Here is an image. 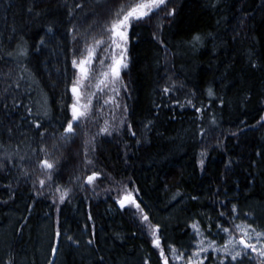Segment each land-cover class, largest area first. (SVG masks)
<instances>
[{"label": "trees", "instance_id": "trees-1", "mask_svg": "<svg viewBox=\"0 0 264 264\" xmlns=\"http://www.w3.org/2000/svg\"><path fill=\"white\" fill-rule=\"evenodd\" d=\"M133 2L0 0V227L16 217L10 264H38L47 215L63 264H135L142 251L159 258L149 223L163 245L175 218L200 213L227 226L232 205L264 202V0H169L136 22L116 90L97 91L110 60L94 61L81 100L95 92L92 112L62 139L72 60L93 37L106 39L111 14ZM45 158L55 162L51 180ZM124 188L149 221L120 207ZM175 222L171 234L181 237ZM84 227L93 241L87 257L62 241Z\"/></svg>", "mask_w": 264, "mask_h": 264}, {"label": "snow or ice", "instance_id": "snow-or-ice-1", "mask_svg": "<svg viewBox=\"0 0 264 264\" xmlns=\"http://www.w3.org/2000/svg\"><path fill=\"white\" fill-rule=\"evenodd\" d=\"M169 0H134L133 3L122 4L120 7L111 14L110 20L104 25V37H93V43L88 44L85 42L83 50H78L77 58L72 60L73 68H76L77 76L71 85L72 102L69 107L71 110V119L66 121V127L64 133L69 135H63L62 139L68 140L70 135H75L74 123L79 127V122L89 118L92 112L93 104L91 97L95 96V92L91 93V96L87 99L86 103H81L84 97L82 89L85 87H92L90 83V74L92 72V64L98 60L99 63L104 66L106 60H110V63L106 65L107 71H101L103 79L99 80L96 84L97 91L101 90V85L110 86L113 91L116 90V85L121 82V72L123 69L128 68L127 57H128V43H129V32L133 28L136 22L144 21L150 17L154 12L158 14L159 10H165ZM31 11V9H29ZM167 15H175V10L171 9L166 11ZM51 31V28H49ZM197 39H199L197 37ZM44 43L43 40L40 41ZM97 50H102L106 55L103 58H98ZM23 54V53H22ZM89 82V83H86ZM165 92L170 89L165 88ZM211 90H209V96H211ZM108 101H106L107 103ZM264 121V118H262ZM214 123V121H213ZM38 129L41 127L39 123L35 125ZM102 132L111 134L108 127L101 129ZM41 137L43 133H40ZM135 135V133H133ZM203 135V133H201ZM235 135V133H233ZM87 143V142H86ZM55 148L56 145H53ZM46 151V149H41ZM87 153H85V156ZM204 154L201 153V156ZM91 163V161H88ZM201 167H203V160L200 161ZM40 167L47 170V179H52V170L55 167V162H50L48 159H44ZM98 173L93 172L87 176L86 183L92 185L97 179ZM39 184L41 187L44 186L45 180L40 179ZM57 191L61 190L57 188ZM68 191L61 192L60 203L68 197ZM117 203L123 209L125 205L135 206L137 212L143 214V209L140 204L137 203L133 197V193L124 188L121 193H118ZM195 199V197H193ZM55 203V201H54ZM59 211V209H58ZM231 213H236L237 216H227V226L224 223L217 222L215 224L216 232L212 234L211 238L205 236L198 222H194L190 227L193 229V242L195 243L196 250L191 252L190 256L185 257L184 251H181L172 245H168V251L171 252L175 260H185V264H204V260L208 257L202 254L208 253L210 250L213 253H219L221 258L218 260V264H226L224 258H228V264H243L245 260L252 264L255 259L256 264H264V230H259L254 227L251 223L242 222L236 223L239 218L238 209L236 205H232ZM221 217H225L224 212H220ZM248 214L245 213V216ZM91 219V216H89ZM143 221H149V217L143 214ZM149 234L152 235L153 247L159 250V257L162 264H169V257L165 252V249L161 246V240L156 235L159 232L158 226L153 229L151 224L147 225ZM207 231L211 232L212 229L209 227ZM61 233L57 231L56 236L59 237ZM69 240L72 237H68ZM89 244L93 243L92 240L88 241ZM52 255L55 256L57 249L52 248ZM103 259V258H101ZM147 264V262H146Z\"/></svg>", "mask_w": 264, "mask_h": 264}, {"label": "rangeland", "instance_id": "rangeland-1", "mask_svg": "<svg viewBox=\"0 0 264 264\" xmlns=\"http://www.w3.org/2000/svg\"><path fill=\"white\" fill-rule=\"evenodd\" d=\"M125 70L126 69H123L122 72H124ZM235 205L238 209L239 216V218L236 220V223L247 222L251 223L259 230H264V202L259 203L257 201H253L242 206H239L237 204ZM127 206L129 205L126 204L125 207ZM245 213H247L248 215L245 216ZM232 216L236 217L237 214L232 213ZM15 220L16 217L11 216L8 218L6 224L0 227V264H10L8 256L10 253V240L16 227ZM175 221L179 222L184 228L183 230H181V237L171 234V227L176 223ZM194 222H198L202 230L204 231L205 236L211 238L212 234L216 232L215 224L220 221H212L209 218H205L204 214L196 213L192 217L187 219L175 218L174 220L165 223L166 238L163 245L161 243V246L165 249V252L169 257V264H185V260H175L173 258L171 252L168 251L169 244L181 251H184L185 257L190 256L191 252L196 250L195 243L193 242V229L190 227ZM209 227H211L212 229L211 232L207 231ZM53 230L54 229L51 217L47 215L39 230V241L37 246L38 264H63L64 262L58 250L55 256L52 255L51 250L55 247L53 244V237L55 235V232ZM69 236L72 237L71 240L68 239ZM89 240L90 239L87 235L85 227L79 234H75L74 230L71 229L70 231H67L62 238L64 244H71L74 249L76 248L86 257L88 256V251L91 246L88 243ZM203 256L208 257L204 260V264H218V260L221 258L219 253H213L211 250L206 254H202V258ZM158 259H156L152 254L142 251L135 259V264H146V262L147 264H162L160 257ZM224 259L226 261V264H228V258ZM52 260L53 262H51ZM18 264H27V262L23 258H20L18 260ZM243 264H249V261L245 260ZM252 264H256L255 259L253 260Z\"/></svg>", "mask_w": 264, "mask_h": 264}]
</instances>
